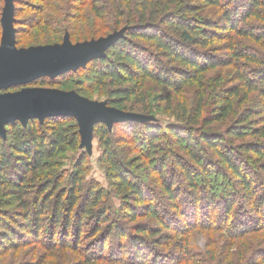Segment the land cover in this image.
Wrapping results in <instances>:
<instances>
[{
    "label": "trees",
    "instance_id": "trees-1",
    "mask_svg": "<svg viewBox=\"0 0 264 264\" xmlns=\"http://www.w3.org/2000/svg\"><path fill=\"white\" fill-rule=\"evenodd\" d=\"M38 2L30 7L39 14L36 21L41 23L47 6L45 0ZM235 2L108 0L107 8H92L98 11L111 7V32L120 31L116 37L101 55L84 65L41 74L31 84H94L105 92L110 105L125 107L132 101L145 106L144 85L152 82L167 89L161 98L168 105L172 95L193 88V103H177L180 128L132 122L125 125L123 143L117 141L104 121L94 122L92 131L101 150L99 161L104 166L107 187L85 180L83 155L67 176L58 169L62 153L80 146L74 116L50 114L6 123L5 134H0V250L28 242L38 244L49 251L40 264H55L45 259L53 258L59 249L76 251L86 264L98 259L168 264L170 254L158 249L161 239L150 245L139 236L150 230L143 226H135L136 231L126 229L121 222L148 216L161 228L150 235L175 230L179 237L185 231L189 234V222H197L199 217H209L211 223L218 207V202L214 203L217 193L210 190L207 181L199 185L196 176L197 168L204 171V178L211 172L206 165L212 160L206 151L217 158L226 173L216 166L214 171L229 175L239 185L240 191H228L222 197L225 216L230 217L242 193L256 205L253 211H245V218L264 219V195L259 192L249 162L252 156L255 166L264 172V0ZM206 7L218 8L220 14L214 19L200 17ZM36 21L28 18L25 25L33 26ZM220 42H224L225 54L216 57L219 49L213 44ZM230 65L236 66L233 73L237 84L219 92L217 84L222 77L218 75L213 89L217 91L216 99L207 108L208 73ZM243 65H247L243 67L246 71L241 70ZM14 86L18 84L11 88ZM253 94L257 97L253 107L239 108L240 113L224 132L202 128L228 120L235 106L241 107ZM254 115H260V121L254 120ZM257 123L262 124L257 127ZM137 137L141 139L137 141ZM147 163L153 168H146ZM168 164L172 165L170 174L163 170ZM146 170L158 179L156 189L145 178ZM111 194L121 198L119 207L110 204ZM13 205L18 210L2 208ZM86 220L89 223L84 229ZM243 220L238 222L244 226ZM109 240L113 244L108 246ZM91 249L94 252L88 253ZM185 260L200 264L187 256Z\"/></svg>",
    "mask_w": 264,
    "mask_h": 264
},
{
    "label": "rangeland",
    "instance_id": "rangeland-1",
    "mask_svg": "<svg viewBox=\"0 0 264 264\" xmlns=\"http://www.w3.org/2000/svg\"><path fill=\"white\" fill-rule=\"evenodd\" d=\"M47 9H45V15L41 23L36 21L39 14L31 8L30 5H39L38 0H8V4L12 6V28L13 34V48L16 55L21 53H42L50 52L57 48L72 49L79 46H86L88 44L94 45L95 50L90 54L99 53L106 40L119 33L120 31L111 32L113 22L110 21V14L112 9L93 10L92 8H107L105 2L108 0H45ZM235 0H223V3L237 4ZM194 2V1H193ZM3 2L0 4L2 11H0V47L2 45L4 24L2 22L4 7ZM99 14L100 16L96 15ZM220 14L218 8L206 7L200 17H208L211 19L217 18ZM31 17H34L33 19ZM30 19L36 21L32 26L25 25V20ZM249 24V23H248ZM251 24H254L251 23ZM259 24V23H255ZM244 26V23L241 22ZM224 42L214 43L215 48L219 51L215 54L216 57H223L225 51L222 50ZM252 43H250L251 45ZM88 56V57H89ZM240 66V65H239ZM241 66V70H245ZM236 66L221 67L208 73L207 91L205 94L206 107L214 103L216 99L217 91H213L215 88L214 82L218 75L222 77L221 82L217 84V90L222 92L225 88H229L237 84L235 74L233 70ZM61 72V71H59ZM58 72H54L55 74ZM51 75V74H50ZM35 78V77H34ZM18 84V86H11L7 88H0V98L6 97L12 94L23 93L26 91H41V90H54L66 94L74 102L81 104L86 110V113L82 116H77L76 119L80 133V146L76 151L66 150L62 153L58 168L59 171L63 170L67 176L73 169L74 164L83 155L86 163L85 180H94L101 186L107 187V182L104 175V166L99 161L101 150L98 146V140L90 131L88 125L95 119L104 120L110 125V130L118 142L122 140L124 142V129L126 124L135 122L150 123L160 125L163 128L168 126L181 127L182 122L178 120V102L186 101L188 104L193 103L195 97L194 89H186L183 94L172 95V103L168 105L166 101L162 100L161 96L167 91L166 88L158 86L152 82H146L144 85V94L146 97V105H137L134 101L128 103L125 107H118L110 105L107 101L106 94L103 90L97 88L94 84H77L69 83L66 85L58 86H45L38 84H31V80ZM251 99V100H250ZM250 99L243 103L241 107L236 105L230 118L224 122L213 123L209 127H202L205 131H213L222 133L226 130V127L234 120V116L238 115L239 108L253 107L254 100H257L256 95H251ZM236 100V98H235ZM178 103V104H177ZM240 109V110H241ZM145 110V111H144ZM76 118V117H75ZM254 120L260 121V115H254ZM262 123H257L255 126H260ZM2 129V128H1ZM3 130H6L4 125ZM1 131V130H0ZM196 138V137H195ZM137 141L141 137H137ZM136 141V142H137ZM124 145V144H122ZM128 144L125 148L128 149ZM132 147V145H130ZM132 152V151H131ZM208 154L212 163L207 166L211 169L210 174L206 178L202 176L203 170L197 168V180L199 185H204V181L209 184L208 187L211 191H216V202L218 207L215 213L212 214L211 223L208 222L209 217H199L197 222H189L190 231L186 234V231L179 237L176 231L173 232L163 231L156 236L150 235L151 231L161 229L158 223L150 219L148 216L138 217L133 222L120 221L125 223L126 229L132 228L135 230V226H143L147 233L139 234V236L145 240L150 241V245L155 240H162L163 243L158 245V249L166 253L172 258L168 264H191V262L185 260L186 256L191 260L197 261L200 264H264V219L256 216L255 218H245V211L254 210L255 203L250 202L242 193H239L241 197L236 198L235 208L233 209L230 217L225 216V209L222 203V197L225 192L232 191L235 193L239 190V185L236 184L235 179H231L229 175H220L215 172V166L226 173L222 168L221 163L217 161L215 156H211V152ZM135 154V153H134ZM132 154V155H134ZM251 159V171L256 177L255 182L259 185L260 194L264 195V172L260 170L255 161ZM146 168H151L149 163L146 164ZM153 168V167H152ZM151 168V169H152ZM167 174H170L172 165H167L163 168ZM262 171V172H261ZM177 170L175 171V173ZM143 174V171H142ZM228 174V172H227ZM145 178L149 184L154 186V189L158 187V179L155 175H148V170L144 172ZM178 180V177H177ZM180 187V179L178 180ZM240 201V202H239ZM110 204L117 208L121 204V198L115 194H111L109 198ZM242 204V205H241ZM241 205V206H240ZM220 207V208H219ZM4 210L15 211L18 210L16 205L2 206ZM262 210H264V203ZM17 212V211H16ZM255 213V211L253 212ZM243 220L246 225H242L238 220ZM17 220H21L17 217ZM89 223V222H88ZM87 220L84 222V229L88 226ZM241 223V224H239ZM124 224V225H125ZM203 225V226H200ZM211 226V227H208ZM246 228V229H245ZM83 229V230H84ZM243 232L246 231V232ZM183 231V230H182ZM181 230L179 232H182ZM85 232V231H84ZM165 235V236H164ZM88 235H86L87 237ZM165 237V238H164ZM29 243V244H28ZM24 243L16 248H9L6 251L0 250V264H40L44 260L43 256L48 255L49 251L44 250L38 244H32L30 242ZM87 243V241H86ZM108 246L113 244V241H107ZM83 246L84 243L82 242ZM177 245V246H176ZM85 251V248H83ZM94 252L93 249L88 253ZM191 253V254H189ZM146 254L147 250H146ZM185 257L184 259L182 258ZM83 256L76 251L59 249L53 255V258H46L45 261L52 260L55 264H86ZM148 258V257H147ZM87 264H127L126 262L116 260H92ZM136 264V263H134ZM161 264V263H160Z\"/></svg>",
    "mask_w": 264,
    "mask_h": 264
},
{
    "label": "water",
    "instance_id": "water-1",
    "mask_svg": "<svg viewBox=\"0 0 264 264\" xmlns=\"http://www.w3.org/2000/svg\"><path fill=\"white\" fill-rule=\"evenodd\" d=\"M4 1L5 11L2 19L4 34L0 47V88L23 84L41 74L50 75L68 68L74 69L82 66L92 57L101 55L118 34L109 37L102 50L90 56L89 54L96 49L91 44L72 49L57 48L50 52L21 53L16 55L13 48L12 6L8 4V0ZM86 110L81 104L74 102L66 94L54 90L26 91L12 94L0 98V134L4 135V125L15 119L24 122L30 117L42 118L50 114H70L78 120L77 116H82L86 113ZM96 121L104 120H93L88 125L91 132H93V123ZM105 123L110 128V125L107 122Z\"/></svg>",
    "mask_w": 264,
    "mask_h": 264
}]
</instances>
